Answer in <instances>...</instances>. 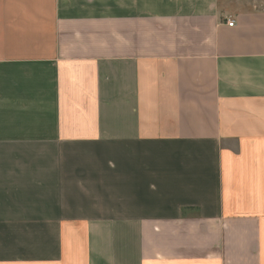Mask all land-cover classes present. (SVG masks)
<instances>
[{
	"label": "crops",
	"instance_id": "0c3cea01",
	"mask_svg": "<svg viewBox=\"0 0 264 264\" xmlns=\"http://www.w3.org/2000/svg\"><path fill=\"white\" fill-rule=\"evenodd\" d=\"M0 264H264V0H0Z\"/></svg>",
	"mask_w": 264,
	"mask_h": 264
},
{
	"label": "rangeland",
	"instance_id": "374dc122",
	"mask_svg": "<svg viewBox=\"0 0 264 264\" xmlns=\"http://www.w3.org/2000/svg\"><path fill=\"white\" fill-rule=\"evenodd\" d=\"M91 148H94L93 151L96 152V153H100L103 155V157L101 158V161H100V164H101V167H105V164H106V157L109 156V153L112 152L111 150V147H108V148H105V146H100V147H97V146H93ZM92 151V152H93Z\"/></svg>",
	"mask_w": 264,
	"mask_h": 264
},
{
	"label": "built area",
	"instance_id": "2783aa9c",
	"mask_svg": "<svg viewBox=\"0 0 264 264\" xmlns=\"http://www.w3.org/2000/svg\"><path fill=\"white\" fill-rule=\"evenodd\" d=\"M234 24H235L234 22H231V23H229V26H232L233 27Z\"/></svg>",
	"mask_w": 264,
	"mask_h": 264
}]
</instances>
